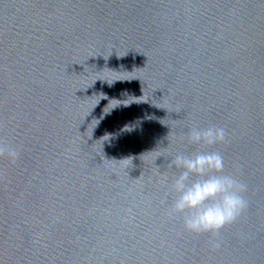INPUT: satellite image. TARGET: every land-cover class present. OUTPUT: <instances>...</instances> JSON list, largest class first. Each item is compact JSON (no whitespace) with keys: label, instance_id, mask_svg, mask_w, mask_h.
Here are the masks:
<instances>
[{"label":"water","instance_id":"95a60500","mask_svg":"<svg viewBox=\"0 0 264 264\" xmlns=\"http://www.w3.org/2000/svg\"><path fill=\"white\" fill-rule=\"evenodd\" d=\"M0 139V264H264V0H0ZM199 150L247 185L215 237L167 215Z\"/></svg>","mask_w":264,"mask_h":264},{"label":"clouds","instance_id":"9594fccd","mask_svg":"<svg viewBox=\"0 0 264 264\" xmlns=\"http://www.w3.org/2000/svg\"><path fill=\"white\" fill-rule=\"evenodd\" d=\"M221 126H193L185 137L189 144L210 148L226 140ZM11 163L19 159V151L0 139V158ZM167 166L178 169L169 185L171 203L169 218L180 217L184 231L191 234H211L215 237L226 226L236 223L248 207L244 193L247 185L225 173V161L217 151L199 150L190 154L178 153ZM162 182L168 184V177ZM214 243L213 247H219Z\"/></svg>","mask_w":264,"mask_h":264}]
</instances>
